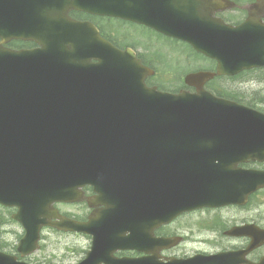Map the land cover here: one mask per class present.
I'll return each mask as SVG.
<instances>
[{
    "label": "water",
    "instance_id": "water-1",
    "mask_svg": "<svg viewBox=\"0 0 264 264\" xmlns=\"http://www.w3.org/2000/svg\"><path fill=\"white\" fill-rule=\"evenodd\" d=\"M4 1L0 0V36L5 40L34 38L44 47L37 49V54H25L0 45V188L9 189V196L0 195V200L11 197L20 203L16 218L28 225L40 217L45 205L42 211L29 207L25 191L20 188L26 177L76 175L82 184L98 185L100 192L107 182L122 188L127 196L126 219L116 212H106L103 226L94 232L92 251L80 264H90L107 255L115 238L126 231H132L131 240L124 238L125 244L131 242L129 248L147 237L139 220L134 224L128 220L131 207L148 202L147 212L152 215L155 210L151 202L156 199L161 204L159 219H155L159 224L173 217L170 214L175 205H185L195 196L201 199L203 192L206 198L211 192L209 205L218 206L224 203L217 192L222 184L219 177L236 175L239 161L264 159V113L205 93L185 101L183 94L158 92L145 84L146 68L134 56L126 60L117 54L103 43L96 30L85 53L79 56L75 41L77 26L83 23L69 20L67 9L138 20L137 9L143 0H69L61 7L41 12L9 11ZM200 2L190 0L187 9L172 15L170 24L167 17L161 25L171 28L188 20L189 28L179 25L171 33L218 59L219 74L263 67L264 24L252 19L239 26L225 24L205 14ZM11 21L18 25L9 27ZM67 26L70 37L64 34ZM83 29L89 35V29ZM92 57L100 59V64L78 71L73 68L82 62L79 58L89 64ZM210 76L195 74L200 79ZM43 119H54V125ZM36 131L59 134L43 143ZM66 131L73 136V147L79 145V165L73 151L70 160H62L64 166L49 164L43 146L65 144ZM218 137L217 150L201 139ZM196 139L200 140L193 142ZM235 152L241 153L233 155ZM207 153L210 156H203ZM75 167L79 172L74 171ZM259 185L263 184L251 189ZM29 215H33L32 219ZM76 227L93 232L89 223ZM35 239L28 234L22 242ZM230 255L197 254L193 264H238ZM0 264L16 263L0 254Z\"/></svg>",
    "mask_w": 264,
    "mask_h": 264
},
{
    "label": "flooded vegetation",
    "instance_id": "flooded-vegetation-1",
    "mask_svg": "<svg viewBox=\"0 0 264 264\" xmlns=\"http://www.w3.org/2000/svg\"><path fill=\"white\" fill-rule=\"evenodd\" d=\"M214 15L233 24L248 16L264 19V0H239L235 7L214 12ZM157 36L166 41L170 39L159 33ZM160 47L164 48L162 44ZM153 61L157 66L160 65L158 57H154ZM145 62L149 63L146 60ZM178 76L179 74L173 71L164 73L166 78ZM213 82L215 81L208 82L205 86L209 87ZM237 169L239 172L236 175L227 177L233 188L234 201L217 208L207 209V220L203 225V232H208L219 239L220 253H236V258L233 260H237L238 264L239 262L241 264H264V185L251 189L255 184H264V159L239 161ZM87 194L93 195L94 193L91 189H87ZM60 204L62 203L56 205ZM1 207L0 214L4 219L0 226V250L16 253V250L8 244L6 237L1 234V229L6 227L9 233L14 229L13 234H16L19 229L22 230V227L18 225L19 229H16L6 224L8 209ZM86 210L88 215L93 211L89 207ZM73 216L79 218L78 204H75L73 208Z\"/></svg>",
    "mask_w": 264,
    "mask_h": 264
},
{
    "label": "rangeland",
    "instance_id": "rangeland-1",
    "mask_svg": "<svg viewBox=\"0 0 264 264\" xmlns=\"http://www.w3.org/2000/svg\"><path fill=\"white\" fill-rule=\"evenodd\" d=\"M108 23H106V27L108 28ZM110 26L113 30L111 32L114 35H120L121 33H118L122 30L121 25H112L110 22ZM134 29L137 36H146L150 37L152 35L151 30L148 28L141 26V25H134L132 27ZM129 30V29H128ZM112 37L113 34L109 33ZM115 38V37H114ZM135 39L139 40L138 37H135ZM170 41L175 40H168V42L165 43V40L160 39L158 37H154L152 42L149 44L151 51L154 53L155 56L163 55L162 52H160L159 47L162 44L166 51V59L165 62L169 60L172 62L173 65L176 64L178 57V52H181V58L184 61H187L189 59V55L185 52L183 48H179V46H170ZM171 44V43H170ZM143 47L138 44V49L141 50ZM189 51H191L190 47H187ZM177 51V53H175ZM264 74L255 71L250 72L249 74L234 80V79H228L224 78L220 81L219 84V90H225L229 92H234L237 97L242 100V102L249 104V101L255 102V106L261 108L264 110V77L261 78ZM257 99V101H255ZM197 218L195 214L187 215L179 218L177 220V224L175 225L176 229L179 230V232H182L183 235L185 234L189 238L194 237L196 240H199L200 243H189V242H183L181 245L185 244L180 251L177 252V254H184V253H193L196 248V251H202L204 253H214L219 250V239H216L213 235H211L208 232H205L201 234L199 230L196 229H187V227H198L197 222H194L193 219ZM219 237V236H218ZM71 240L67 238H60V237H52L50 236V242L49 246L45 243V248L42 252L38 253V258L43 259L46 262H52V263H64V264H70L74 262L78 257L82 258V254L76 255L73 254L69 258H62V254L66 250L67 243H70ZM180 245V246H181ZM86 246V242L84 239H80V251H83ZM179 246V247H180ZM49 247V248H48ZM179 249V248H178ZM194 250V251H193ZM55 252L54 254L52 253ZM165 255H169L168 253H164ZM74 260V261H73Z\"/></svg>",
    "mask_w": 264,
    "mask_h": 264
},
{
    "label": "bare ground",
    "instance_id": "bare-ground-1",
    "mask_svg": "<svg viewBox=\"0 0 264 264\" xmlns=\"http://www.w3.org/2000/svg\"><path fill=\"white\" fill-rule=\"evenodd\" d=\"M22 0H19V2H21ZM30 1L29 0H23L22 3H19L18 5H29ZM84 239L83 236L78 235V234H74L70 237V240L72 241V243L76 244L78 242H80V239Z\"/></svg>",
    "mask_w": 264,
    "mask_h": 264
},
{
    "label": "trees",
    "instance_id": "trees-1",
    "mask_svg": "<svg viewBox=\"0 0 264 264\" xmlns=\"http://www.w3.org/2000/svg\"><path fill=\"white\" fill-rule=\"evenodd\" d=\"M262 73L264 74V70L262 71ZM240 77H242V76H240ZM264 77V75L261 77V78H263ZM226 93V95H229V94H232V95H235V93L234 92H229V91H225ZM232 98H235L234 96H232ZM239 98V97H238ZM255 101H257V99H255ZM249 104H255V102H253L252 103V101H249ZM254 106V105H253Z\"/></svg>",
    "mask_w": 264,
    "mask_h": 264
}]
</instances>
